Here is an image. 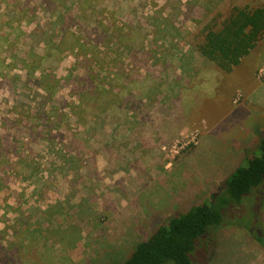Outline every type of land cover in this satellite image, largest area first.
<instances>
[{
  "label": "rangeland",
  "instance_id": "1",
  "mask_svg": "<svg viewBox=\"0 0 264 264\" xmlns=\"http://www.w3.org/2000/svg\"><path fill=\"white\" fill-rule=\"evenodd\" d=\"M235 5L264 0H0V264H123L246 164L264 37L231 73L199 52ZM232 208L208 261L264 264V193Z\"/></svg>",
  "mask_w": 264,
  "mask_h": 264
},
{
  "label": "trees",
  "instance_id": "2",
  "mask_svg": "<svg viewBox=\"0 0 264 264\" xmlns=\"http://www.w3.org/2000/svg\"><path fill=\"white\" fill-rule=\"evenodd\" d=\"M263 37L264 5L234 6L219 28L207 27L199 52L220 71L231 73ZM89 72L84 81L87 77L94 78V72ZM258 135L259 143L252 155L245 158L246 164L233 170L223 181L221 190L219 187L209 199L160 224L149 238L137 242L123 264H212L214 258L208 261L205 253L211 249V235L229 225L234 210L227 209L252 201L259 192L264 193V135ZM251 235L259 245H264V230L259 234L253 230ZM216 252L215 247L214 257Z\"/></svg>",
  "mask_w": 264,
  "mask_h": 264
},
{
  "label": "crops",
  "instance_id": "3",
  "mask_svg": "<svg viewBox=\"0 0 264 264\" xmlns=\"http://www.w3.org/2000/svg\"><path fill=\"white\" fill-rule=\"evenodd\" d=\"M235 6H238V5H235ZM251 53H252V52H251ZM251 53H250V54H251ZM245 58H246V57H245ZM245 58H244V59H245ZM244 59H243V60H244ZM243 60H242V62H243ZM242 62H241V64H242ZM241 64H240V65H241ZM237 67H239V65H238ZM234 70H235V69H234ZM251 98H253V97L251 96ZM256 102H257V101H256Z\"/></svg>",
  "mask_w": 264,
  "mask_h": 264
},
{
  "label": "built area",
  "instance_id": "4",
  "mask_svg": "<svg viewBox=\"0 0 264 264\" xmlns=\"http://www.w3.org/2000/svg\"><path fill=\"white\" fill-rule=\"evenodd\" d=\"M238 99H240V97L238 96Z\"/></svg>",
  "mask_w": 264,
  "mask_h": 264
},
{
  "label": "water",
  "instance_id": "5",
  "mask_svg": "<svg viewBox=\"0 0 264 264\" xmlns=\"http://www.w3.org/2000/svg\"><path fill=\"white\" fill-rule=\"evenodd\" d=\"M221 188H222V187H220V189H219V190H221Z\"/></svg>",
  "mask_w": 264,
  "mask_h": 264
}]
</instances>
